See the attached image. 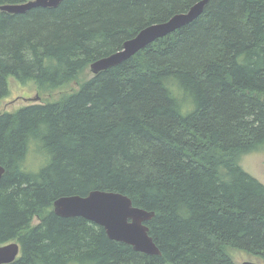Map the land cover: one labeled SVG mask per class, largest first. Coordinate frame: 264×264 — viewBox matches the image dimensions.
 <instances>
[{
	"label": "trees",
	"instance_id": "obj_1",
	"mask_svg": "<svg viewBox=\"0 0 264 264\" xmlns=\"http://www.w3.org/2000/svg\"><path fill=\"white\" fill-rule=\"evenodd\" d=\"M196 1L0 11V105L10 76L44 92L78 84L0 113V245L20 244L6 264H239L237 250L264 263V184L240 163L264 146V0H209L194 21L82 78ZM96 189L154 211L161 253L54 212L57 198Z\"/></svg>",
	"mask_w": 264,
	"mask_h": 264
},
{
	"label": "water",
	"instance_id": "obj_2",
	"mask_svg": "<svg viewBox=\"0 0 264 264\" xmlns=\"http://www.w3.org/2000/svg\"><path fill=\"white\" fill-rule=\"evenodd\" d=\"M63 0H27L0 4L1 11L25 13L36 7H57ZM209 0H198L186 11L179 12L169 19L143 29L136 36L127 39L122 47L102 56L91 64L94 73L106 70L127 60L155 40L167 36L182 26L194 21L204 11ZM0 165V180L5 174ZM54 212L63 217L81 216L104 227L107 235L114 240L123 241L137 251L147 254H160L161 251L150 235L147 225L154 211H148L133 204L132 199L117 191L92 190L87 195H67L57 198L53 203ZM20 253L16 241L0 245V264L14 261ZM240 264H261L246 260Z\"/></svg>",
	"mask_w": 264,
	"mask_h": 264
},
{
	"label": "rangeland",
	"instance_id": "obj_3",
	"mask_svg": "<svg viewBox=\"0 0 264 264\" xmlns=\"http://www.w3.org/2000/svg\"><path fill=\"white\" fill-rule=\"evenodd\" d=\"M93 75L91 69H87L82 78H89ZM9 94L2 99L0 105V113L9 111L15 112L22 106L35 103H43L46 100H57L59 96L70 91L72 88H77L78 84L72 83L69 87L55 89L49 92L39 90L37 84L33 81H27L26 83L19 79L10 76L8 78ZM42 92V93H41ZM241 166L249 172L251 175L256 177L264 184V146L260 149H256L252 152L245 154L241 161ZM37 218L33 220V224L37 223ZM235 259L240 262L246 260L258 261L254 257L248 255L242 251L235 252Z\"/></svg>",
	"mask_w": 264,
	"mask_h": 264
},
{
	"label": "bare ground",
	"instance_id": "obj_4",
	"mask_svg": "<svg viewBox=\"0 0 264 264\" xmlns=\"http://www.w3.org/2000/svg\"><path fill=\"white\" fill-rule=\"evenodd\" d=\"M58 6H59V5H58ZM0 11H1V10H0ZM6 12H7V11H6ZM12 14H14V13H12ZM155 24H156V23H155ZM151 25H154V24H151ZM151 25H148V26H146L145 28H147V27H149V26H151ZM145 28H143V29H145ZM143 29H142V30H143ZM142 30H141V31H142ZM141 31H140V32H141ZM175 31H176V30H175ZM140 32H139V33H140ZM168 35H169V34H168ZM154 42H155V41H154ZM133 56H134V55H133ZM90 67H91V66H90ZM91 71H92V70H91ZM92 72H93V71H92ZM100 72H101V71H100ZM93 73H94V72H93ZM94 74H96V73H94ZM92 222H93V221H92ZM96 224H97V223H96ZM102 227H103V226H102ZM152 238H153V237H152ZM153 240H154V239H153ZM131 246H132V245H131ZM139 252H140V251H139ZM143 253H144V252H143ZM146 254H147V253H146ZM257 262H258V261H257ZM240 263H241V262H240ZM259 263H261V262H259ZM261 264H262V263H261Z\"/></svg>",
	"mask_w": 264,
	"mask_h": 264
},
{
	"label": "flooded vegetation",
	"instance_id": "obj_5",
	"mask_svg": "<svg viewBox=\"0 0 264 264\" xmlns=\"http://www.w3.org/2000/svg\"><path fill=\"white\" fill-rule=\"evenodd\" d=\"M153 217H154V216H153ZM153 217H152V218H153ZM152 218H151V219H152ZM151 219H150V220H151ZM150 220H149V221H150ZM147 222H148V221H147ZM147 222H146V223H147ZM147 225H148V224H147ZM16 242H17V241H16ZM154 242H155V241H154ZM19 245H20V244H19ZM19 255H20V253H19ZM19 255H18V256H19ZM12 262H13V261H12ZM10 263H11V262H10ZM5 264H6V263H5ZM262 264H264V263H262Z\"/></svg>",
	"mask_w": 264,
	"mask_h": 264
}]
</instances>
